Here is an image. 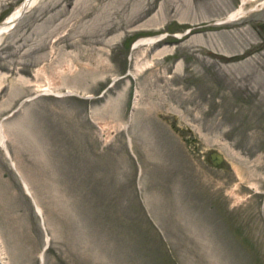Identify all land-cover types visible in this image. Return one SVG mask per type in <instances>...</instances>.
<instances>
[{"label":"rangeland","instance_id":"obj_1","mask_svg":"<svg viewBox=\"0 0 264 264\" xmlns=\"http://www.w3.org/2000/svg\"><path fill=\"white\" fill-rule=\"evenodd\" d=\"M241 3L36 0L2 34L0 264H264V0Z\"/></svg>","mask_w":264,"mask_h":264},{"label":"bare ground","instance_id":"obj_2","mask_svg":"<svg viewBox=\"0 0 264 264\" xmlns=\"http://www.w3.org/2000/svg\"><path fill=\"white\" fill-rule=\"evenodd\" d=\"M36 0H23V3L9 16H7V18H5V20L3 21L2 24H0V39L2 38V34L6 33L11 27H12V23L16 20V18L20 15V13L22 12L23 8H28L35 2ZM246 0H242V3L240 5V7L237 9V11L235 13H233L231 16H235L237 14H241L243 12V5L245 4ZM24 82V81H23ZM1 83V82H0ZM4 126V125H3ZM0 144L2 145V147H5V136L3 135V133H0ZM7 152V151H6ZM25 187L29 188L28 186ZM30 191V189H29ZM38 212L39 208H37Z\"/></svg>","mask_w":264,"mask_h":264},{"label":"water","instance_id":"obj_3","mask_svg":"<svg viewBox=\"0 0 264 264\" xmlns=\"http://www.w3.org/2000/svg\"><path fill=\"white\" fill-rule=\"evenodd\" d=\"M27 11V8H23L22 12L20 13V15L16 18V20L12 23V27L19 21V19L24 15V13ZM4 21V20H3ZM1 21L0 24L3 22ZM224 160V157L221 153L217 152V151H213L210 153V161L211 164L214 166H218L219 164L222 163V161Z\"/></svg>","mask_w":264,"mask_h":264}]
</instances>
